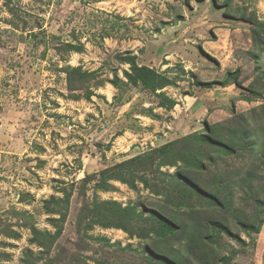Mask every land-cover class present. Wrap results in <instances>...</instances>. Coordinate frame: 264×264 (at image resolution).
Wrapping results in <instances>:
<instances>
[{"label": "rangeland", "instance_id": "374dc122", "mask_svg": "<svg viewBox=\"0 0 264 264\" xmlns=\"http://www.w3.org/2000/svg\"><path fill=\"white\" fill-rule=\"evenodd\" d=\"M124 55L166 73L172 85L153 92L128 83ZM73 67L90 74L74 90L66 71ZM262 70L264 0H0V264H26L28 251L34 264H149L147 250L157 255L160 247L149 243L145 251L138 236L98 224L84 233L85 210L97 198L148 214L162 200L139 181L138 190L117 180H109L111 190L96 188L98 172L209 122L238 126L256 111L259 121L247 119L264 123ZM161 91L175 100L172 108L159 105ZM253 91L260 97L242 98ZM220 165L256 170L252 193L237 189L234 206L244 218L257 216L263 161L236 155ZM67 193L63 229L41 259L31 225L54 233L48 218L59 215L45 200ZM235 211L229 218L220 210L232 229L221 233L227 264H264V205L251 235L237 226Z\"/></svg>", "mask_w": 264, "mask_h": 264}, {"label": "trees", "instance_id": "16d2710c", "mask_svg": "<svg viewBox=\"0 0 264 264\" xmlns=\"http://www.w3.org/2000/svg\"><path fill=\"white\" fill-rule=\"evenodd\" d=\"M256 38L261 39L260 33ZM68 46L79 48L70 43ZM120 59L130 65V71H124L130 84H142L156 92L173 83V79L166 73L137 63L134 55H124ZM66 71L72 90L77 89L75 81L82 83L90 75L89 72H83L81 67ZM239 73V70H236L230 75L237 79ZM261 75L264 76L263 70ZM111 84L116 86L118 83L111 81ZM157 93L161 97L160 106L172 108L176 104L175 100L166 96L163 91ZM91 95L92 92H88L86 96ZM257 97L260 95L253 91V95H244L242 98L252 101ZM262 108L264 109V105ZM262 116L256 111L252 114L248 112L242 115V124L238 126L234 122H228L229 125L222 121L209 122L204 130H195L143 154L103 168L98 172L99 182L96 188L111 190L114 186L109 180H117L138 190L139 181L154 195L159 196L162 203L156 204L158 209H150L148 214H145L143 211H137L136 206H122L115 200L99 201L95 198L91 208L87 207L85 210L90 213L91 218L85 224L84 233L98 224L104 228L122 229L130 236L136 235L145 242V251L149 243L152 248L160 247L161 252L157 255L147 250L149 264H215L218 260L217 263L227 264L232 255L221 253V233L230 232L232 229L226 218L220 217V210L229 218L233 216L237 189L249 190L252 193V185L258 173L250 167L242 172L223 167L220 163L236 155L250 159L251 154H256L264 163V123H257L259 128L256 129L247 119L249 117L255 122ZM164 166H171L174 171H164L161 169ZM93 176L88 174L84 180ZM226 191L227 194L224 193ZM249 192L246 194H250ZM69 197L70 194L67 193L65 197L51 196L45 200L46 210L59 215L48 218L56 228L54 233L39 230L31 225V241L42 248L39 252L41 259L48 258L57 236L63 229L61 222L66 217L63 211L68 207ZM256 202L261 212L257 211L254 218H244V214H237L235 211V223L248 235L259 230L261 224L259 215L263 212L264 199L258 198ZM8 231V235L18 237L16 232ZM95 239L106 241L105 245L110 244L105 237L98 236ZM26 253L28 258L25 263L34 264L29 258L33 256V252ZM35 258H39V255ZM95 262L107 264L105 259H95ZM45 264L55 263L48 258Z\"/></svg>", "mask_w": 264, "mask_h": 264}]
</instances>
